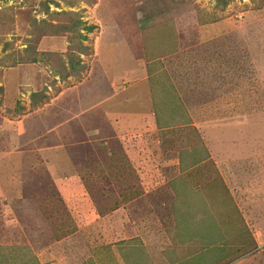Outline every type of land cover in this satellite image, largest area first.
<instances>
[{
    "label": "rangeland",
    "instance_id": "rangeland-1",
    "mask_svg": "<svg viewBox=\"0 0 264 264\" xmlns=\"http://www.w3.org/2000/svg\"><path fill=\"white\" fill-rule=\"evenodd\" d=\"M261 165L264 0H0V264H264Z\"/></svg>",
    "mask_w": 264,
    "mask_h": 264
},
{
    "label": "crops",
    "instance_id": "crops-1",
    "mask_svg": "<svg viewBox=\"0 0 264 264\" xmlns=\"http://www.w3.org/2000/svg\"><path fill=\"white\" fill-rule=\"evenodd\" d=\"M69 87H67V90H68V92H69V89H71V88H69ZM83 94H84V96H82L81 98L82 99H77L78 100V103H79V105L80 106H77L76 108H77V110H79L80 112H83L82 110L85 108V107H87V108H92V107H96L97 108V113H101V115H104V113H106L107 111H111V110H113L114 109V107L112 106V104L110 103V102H108V101H100V102H97V99H96V97L97 96H93L92 94H90V93H88V94H85L86 92H87V90H84V88H83V91H81ZM116 95V94H115ZM70 103V102H69ZM69 104H68V106H67V110H69ZM71 109H72V107H70ZM78 111V112H79ZM74 114H76L75 112H73V115ZM250 141L251 142H253V146H250ZM250 141H248L249 142V148L247 149V152H249V151H251L253 148L255 149L256 148V146L258 145L257 144V142H258V140H257V138H256V136H254V138L253 139H251ZM253 147V148H252ZM250 149V150H249ZM252 151H254V150H252ZM253 157H256V155H254ZM249 171H251L252 172V176L250 177V179H243L242 180V182H241V184H243L244 185V183H246L248 180H249V183L251 184L252 182L253 183H259V181H260V179L261 178H259V175H258V173L259 174H263L264 172H263V167H262V165L261 166H251V168L249 169ZM261 172H263V173H261ZM235 173H234V171L232 170V169H230V170H228L227 172H226V175H224L225 176V178L227 179V181H228V183H229V185L231 186V183L233 182V181H235L236 182V180H237V178H236V176L234 175ZM264 177V176H263ZM253 178V180H255V181H252L251 179ZM238 183L236 182V183H234V186H236ZM260 185H261V183H260ZM263 185V184H262ZM233 186V187H234ZM231 188V187H230ZM248 189V188H247ZM260 189H262L261 187H260ZM249 191H251L250 189H249ZM256 192H258V193H256ZM251 193V192H250ZM254 193H256L257 195L258 194H260L263 198H264V191H263V189H262V191L261 190H258V189H256L255 191H254ZM88 223H90V222H88Z\"/></svg>",
    "mask_w": 264,
    "mask_h": 264
},
{
    "label": "trees",
    "instance_id": "trees-1",
    "mask_svg": "<svg viewBox=\"0 0 264 264\" xmlns=\"http://www.w3.org/2000/svg\"><path fill=\"white\" fill-rule=\"evenodd\" d=\"M92 28H93V26H87V29L92 30ZM36 94H37V93L35 92V93L33 94V96L36 95Z\"/></svg>",
    "mask_w": 264,
    "mask_h": 264
}]
</instances>
